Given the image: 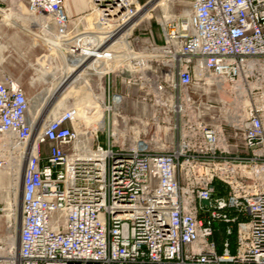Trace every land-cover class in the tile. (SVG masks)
<instances>
[{"label": "built area", "instance_id": "built-area-1", "mask_svg": "<svg viewBox=\"0 0 264 264\" xmlns=\"http://www.w3.org/2000/svg\"><path fill=\"white\" fill-rule=\"evenodd\" d=\"M183 1L155 34L149 1L86 0L69 19L64 0H25L53 72L34 113L0 79V137L25 156L0 264H264V0ZM93 102L101 125L78 131Z\"/></svg>", "mask_w": 264, "mask_h": 264}, {"label": "rangeland", "instance_id": "rangeland-1", "mask_svg": "<svg viewBox=\"0 0 264 264\" xmlns=\"http://www.w3.org/2000/svg\"><path fill=\"white\" fill-rule=\"evenodd\" d=\"M146 1H149L147 10H150L152 17L150 24L155 34L159 32L155 24L156 20H160L162 17H170L175 20L187 11L183 0H162L159 5L157 4L159 0H141V3ZM28 20H32V17H29ZM31 30L41 36L38 31H35L34 27ZM27 37L18 33L10 44L0 43V79L9 77L20 84L31 99L30 112L34 113L36 110L34 107L36 95L51 87L50 82L53 70L49 67L50 70L45 72V66L47 65L45 61L52 58L54 54L41 43H38L35 48L32 47L30 43L26 42ZM65 94L67 95V93L63 94L64 97ZM48 113H50V109L43 116L46 117ZM84 124V120L79 119L77 121L78 131L82 132L84 129H88L94 132L98 128L95 122H92L86 128H84ZM99 143L102 146L106 145V137L104 135L99 136ZM18 151L17 144L13 140L8 137H0V247H4L0 256H6V253L13 255L16 252L21 209V190L19 188L20 179L18 173L19 165L22 162L24 164L25 161V156L20 155ZM214 229L216 232L214 241L218 252L221 251L224 241L230 244L231 252H233L235 236L226 234V225L215 223Z\"/></svg>", "mask_w": 264, "mask_h": 264}, {"label": "crops", "instance_id": "crops-1", "mask_svg": "<svg viewBox=\"0 0 264 264\" xmlns=\"http://www.w3.org/2000/svg\"><path fill=\"white\" fill-rule=\"evenodd\" d=\"M64 1L65 14L69 19L82 16L88 11L86 0ZM0 10V43L10 44L19 33L16 27L23 30L30 28L31 20H28L25 0H0ZM3 15H7L9 20Z\"/></svg>", "mask_w": 264, "mask_h": 264}, {"label": "bare ground", "instance_id": "bare-ground-1", "mask_svg": "<svg viewBox=\"0 0 264 264\" xmlns=\"http://www.w3.org/2000/svg\"><path fill=\"white\" fill-rule=\"evenodd\" d=\"M161 3H162V0H159L157 2L158 5L161 4ZM3 16L6 17L7 15H3ZM6 18L8 19V17H6ZM35 23H36V20H34V19H32L31 22H30L31 25L32 24L34 25ZM16 28H17L18 32L21 35L28 36L26 38V40H27L28 43H30V45L32 47L35 48L38 43H41L42 45L46 46L50 51H52V49H54V46L50 42H47L44 36L40 37L37 34L33 33L31 28H28V29L26 28L25 30H23L21 28L18 29V27H16ZM65 97H67V95ZM42 101H44V97H43ZM89 118H91V122L97 123L98 126L101 125L102 112H101V110L97 107V105L94 102L91 103L90 105H84V106H80L79 107V119L80 120H84L85 122H88ZM23 165H24L23 162L19 165V173H18L19 179H20V186H19L20 190H21V181H22V177H23ZM20 202H21V196H20Z\"/></svg>", "mask_w": 264, "mask_h": 264}, {"label": "trees", "instance_id": "trees-1", "mask_svg": "<svg viewBox=\"0 0 264 264\" xmlns=\"http://www.w3.org/2000/svg\"><path fill=\"white\" fill-rule=\"evenodd\" d=\"M214 186H215V188H216V192H217V195H220V193H221V184L220 183H218V182H215L214 183ZM215 235H216V232H215ZM215 235H214V237H215Z\"/></svg>", "mask_w": 264, "mask_h": 264}, {"label": "water", "instance_id": "water-1", "mask_svg": "<svg viewBox=\"0 0 264 264\" xmlns=\"http://www.w3.org/2000/svg\"><path fill=\"white\" fill-rule=\"evenodd\" d=\"M201 204H202L203 206H208V205H209V202H208V201H205V200H202V201H201Z\"/></svg>", "mask_w": 264, "mask_h": 264}]
</instances>
